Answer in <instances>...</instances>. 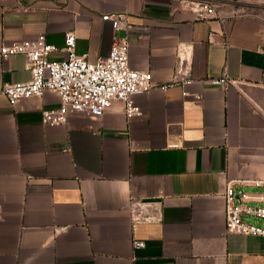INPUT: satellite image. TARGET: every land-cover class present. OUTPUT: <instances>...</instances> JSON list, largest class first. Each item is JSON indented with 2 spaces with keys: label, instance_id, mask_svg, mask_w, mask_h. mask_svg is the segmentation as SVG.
I'll return each mask as SVG.
<instances>
[{
  "label": "crops",
  "instance_id": "obj_1",
  "mask_svg": "<svg viewBox=\"0 0 264 264\" xmlns=\"http://www.w3.org/2000/svg\"><path fill=\"white\" fill-rule=\"evenodd\" d=\"M185 1L0 0V48L40 33L61 46L72 30L90 60L110 53L103 14L124 13L130 64L156 84L132 96L142 113L131 119L115 100L48 123L60 96L13 105L4 83L31 73L23 53L0 55V264H264V235L228 232L224 197L229 181L255 196L245 187L264 179V0H212L210 18ZM180 58L195 80L157 86ZM223 73L234 81L209 80ZM132 197L161 200L162 218L134 222Z\"/></svg>",
  "mask_w": 264,
  "mask_h": 264
},
{
  "label": "built area",
  "instance_id": "obj_2",
  "mask_svg": "<svg viewBox=\"0 0 264 264\" xmlns=\"http://www.w3.org/2000/svg\"><path fill=\"white\" fill-rule=\"evenodd\" d=\"M185 3L196 11L198 18L218 15L217 4L212 0H194ZM103 19L112 22L115 33L110 53L96 60H90L87 53L77 51V35L72 30L67 31L64 44L61 46L50 42L45 33L12 43H3L0 48L1 57L6 59L14 54L23 53L31 77L27 80L4 83L2 93L15 105L22 98L42 96L48 90L55 91L60 96L61 104L57 108L43 109V118L48 123L67 122L70 111H86L90 115H102L115 100L124 102V111L128 119L140 115L142 108L132 96L136 93L148 92L156 85L152 72L132 67L130 64L129 30L132 24L125 14L107 12L103 14ZM213 37L212 33L211 39ZM58 50L65 51V57L58 59L51 56ZM190 71V61L187 58H180L174 78L157 86L166 89L176 83H192L195 79ZM209 80L222 85L234 81L227 73L209 77ZM183 94L191 93L184 90ZM194 95L201 97L199 93ZM253 181L258 186H264V179ZM224 197L228 232L264 235V225L250 220V217L264 219V204L251 202L252 199L264 202V191L255 196L242 192L238 198L232 181H229ZM129 204L134 222L155 221L162 218L161 200L132 197ZM145 244L144 239H134L136 247H143Z\"/></svg>",
  "mask_w": 264,
  "mask_h": 264
},
{
  "label": "rangeland",
  "instance_id": "obj_3",
  "mask_svg": "<svg viewBox=\"0 0 264 264\" xmlns=\"http://www.w3.org/2000/svg\"><path fill=\"white\" fill-rule=\"evenodd\" d=\"M246 190H251V191H264V186H256V187H245ZM252 219V217H251ZM255 219V217H253Z\"/></svg>",
  "mask_w": 264,
  "mask_h": 264
},
{
  "label": "water",
  "instance_id": "obj_4",
  "mask_svg": "<svg viewBox=\"0 0 264 264\" xmlns=\"http://www.w3.org/2000/svg\"><path fill=\"white\" fill-rule=\"evenodd\" d=\"M241 192H242L241 190L237 191V197H238V198H239V194H240Z\"/></svg>",
  "mask_w": 264,
  "mask_h": 264
}]
</instances>
